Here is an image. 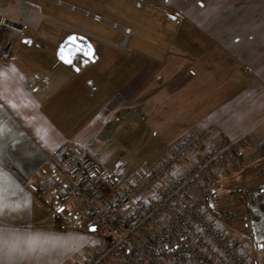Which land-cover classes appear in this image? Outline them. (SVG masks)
<instances>
[{
  "label": "crops",
  "instance_id": "obj_1",
  "mask_svg": "<svg viewBox=\"0 0 264 264\" xmlns=\"http://www.w3.org/2000/svg\"><path fill=\"white\" fill-rule=\"evenodd\" d=\"M96 1L82 2L88 9L76 0H0L8 17L28 23L0 63V264H50L54 242L69 229L61 221L81 231V218L68 224L60 215L73 206L60 205L49 177L39 175L51 173L49 158L61 146L84 149L128 182L209 126L229 139L247 135L243 158L264 144V0ZM105 3L141 9L137 28L106 18ZM111 24L123 36L121 28L132 31L126 45L103 35ZM72 34L91 44L92 61L60 60ZM38 208L53 221L59 214L61 230L42 226ZM230 237L264 264V242Z\"/></svg>",
  "mask_w": 264,
  "mask_h": 264
},
{
  "label": "built area",
  "instance_id": "obj_2",
  "mask_svg": "<svg viewBox=\"0 0 264 264\" xmlns=\"http://www.w3.org/2000/svg\"><path fill=\"white\" fill-rule=\"evenodd\" d=\"M0 5V63L10 60L28 23L7 16ZM95 22L103 21L93 16ZM115 29L116 24H111ZM125 37L132 34L121 28ZM264 144L249 148L247 135L229 139L211 126L189 132L140 177L119 181L82 148L61 146L49 158V177L60 205L96 229L97 243L81 264H253L252 253L230 237L208 211L210 191L263 156ZM81 208V213L76 210Z\"/></svg>",
  "mask_w": 264,
  "mask_h": 264
},
{
  "label": "trees",
  "instance_id": "obj_3",
  "mask_svg": "<svg viewBox=\"0 0 264 264\" xmlns=\"http://www.w3.org/2000/svg\"><path fill=\"white\" fill-rule=\"evenodd\" d=\"M207 207L212 215L224 223L230 235L243 234L253 245L263 243L264 160L244 167L236 177L218 182L209 193ZM60 220L59 214H55L54 229L61 230Z\"/></svg>",
  "mask_w": 264,
  "mask_h": 264
},
{
  "label": "rangeland",
  "instance_id": "obj_4",
  "mask_svg": "<svg viewBox=\"0 0 264 264\" xmlns=\"http://www.w3.org/2000/svg\"><path fill=\"white\" fill-rule=\"evenodd\" d=\"M76 4L80 5L81 7H88L86 3L82 2H89L92 6H97V1L96 0H76ZM127 4L130 5L129 3H132V1H121L119 4ZM138 4V3H136ZM139 5V4H138ZM106 9H108L107 17L111 20L116 21L118 24L129 26L132 29L137 28L138 26V21L142 19V10L136 11L135 9L129 12V7H128V12L123 11V7L118 6L117 4H112L108 6L107 3L103 4ZM103 8L99 6L97 9ZM88 9H90L88 7ZM104 15V14H103ZM144 17V16H143ZM137 22V23H136ZM79 26H81V20L79 23ZM103 31V35L106 37L112 39L113 41H118V42H125L126 45V39L125 37L116 29H109L107 27H101ZM133 38L130 39V43L132 42ZM130 44L128 43L127 46ZM243 170L241 171V173ZM240 173V174H241ZM236 177V175H234ZM232 176V177H234ZM231 177V176H230ZM228 177V178H230ZM55 210L57 208L58 204L57 202L52 199L51 202L49 203ZM53 212H57V209ZM53 212H45L42 209L38 208V215L39 217L41 216V225L44 227H47L48 229H51L52 225L54 224L53 222ZM69 213V212H68ZM67 214V213H66ZM61 217L65 215L64 212L60 213ZM62 227H69V229L65 230V232L59 233L58 236H60V240L58 242H54L55 244L53 245V251H51V263L50 264H66L69 263L71 264L74 260L73 259H82L87 257V255L92 251L93 245L95 244V241H97V236L96 234H92L90 232L84 231L83 224H81V231L77 229L70 228V226H66V224L61 221ZM258 252L261 251V247H258ZM256 250V251H257ZM81 264V263H80Z\"/></svg>",
  "mask_w": 264,
  "mask_h": 264
},
{
  "label": "water",
  "instance_id": "obj_5",
  "mask_svg": "<svg viewBox=\"0 0 264 264\" xmlns=\"http://www.w3.org/2000/svg\"><path fill=\"white\" fill-rule=\"evenodd\" d=\"M73 37L76 38L74 42L72 40ZM89 46H90V49H89ZM89 50L92 53L91 59H89V57L85 55V52ZM58 55H59L60 60L64 64L71 66L73 62L75 61L76 56H79L80 59L92 61L93 60V47L86 40V38L72 34V35L67 36L65 40L60 44ZM61 55H63L65 59L62 60ZM65 60H71L72 63H66ZM93 229L91 231L95 232L96 229L95 228Z\"/></svg>",
  "mask_w": 264,
  "mask_h": 264
},
{
  "label": "snow or ice",
  "instance_id": "obj_6",
  "mask_svg": "<svg viewBox=\"0 0 264 264\" xmlns=\"http://www.w3.org/2000/svg\"><path fill=\"white\" fill-rule=\"evenodd\" d=\"M173 18H175V17H173ZM75 37H73L72 38V40H73V42L75 41ZM89 49H90V46H89ZM79 50V49H78ZM63 51V50H62ZM85 55L86 56H88L89 57V59H91L92 58V53H91V51L89 50V51H86L85 52ZM61 59L63 60V59H65V57L63 56V55H61ZM65 62L66 63H72V61L71 60H65ZM79 69H77V71H78ZM0 208H2V206H0ZM94 230V229H93ZM262 247H264V246H262Z\"/></svg>",
  "mask_w": 264,
  "mask_h": 264
},
{
  "label": "flooded vegetation",
  "instance_id": "obj_7",
  "mask_svg": "<svg viewBox=\"0 0 264 264\" xmlns=\"http://www.w3.org/2000/svg\"><path fill=\"white\" fill-rule=\"evenodd\" d=\"M77 58H80V57H79V56H76V57H75V60H77Z\"/></svg>",
  "mask_w": 264,
  "mask_h": 264
}]
</instances>
